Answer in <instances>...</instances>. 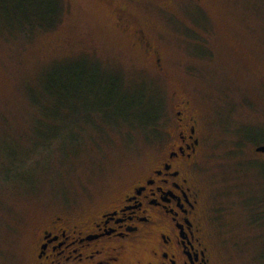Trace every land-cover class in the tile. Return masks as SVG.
Returning <instances> with one entry per match:
<instances>
[{"label":"rangeland","instance_id":"374dc122","mask_svg":"<svg viewBox=\"0 0 264 264\" xmlns=\"http://www.w3.org/2000/svg\"><path fill=\"white\" fill-rule=\"evenodd\" d=\"M63 64L85 68L79 97L59 98L68 118L39 126L37 98L52 97ZM119 81L158 105L149 125L127 109L84 105L83 95L109 100L103 89ZM186 112L212 260L264 264V152L255 150L264 144V0H0V264H34L41 226L104 207L155 165ZM69 117H80L79 133Z\"/></svg>","mask_w":264,"mask_h":264},{"label":"flooded vegetation","instance_id":"af4514ba","mask_svg":"<svg viewBox=\"0 0 264 264\" xmlns=\"http://www.w3.org/2000/svg\"><path fill=\"white\" fill-rule=\"evenodd\" d=\"M122 16V14H121ZM118 17V16H117ZM117 22L127 27L126 18ZM138 38L149 47L143 30ZM186 110L188 102L182 101ZM181 111H177L179 115ZM169 148L94 214L56 215L36 233L34 264H215L203 226L196 120L179 117Z\"/></svg>","mask_w":264,"mask_h":264},{"label":"trees","instance_id":"16d2710c","mask_svg":"<svg viewBox=\"0 0 264 264\" xmlns=\"http://www.w3.org/2000/svg\"><path fill=\"white\" fill-rule=\"evenodd\" d=\"M58 14H59V11H58ZM57 21H58V18H55V22H53L52 24H49V25H43L39 20L32 21L30 23H26L25 25L22 26L23 34L28 35L29 33H32L34 30H38V29L39 30L48 29V28L54 26ZM84 69H85L84 66L82 67L80 65V66H73L72 67L71 64H63V65H60L59 67L55 68L54 72L59 76V78L56 80L55 79L52 80L53 85H52L51 89L48 90V92L50 94H52V97L53 96L54 97L53 98L52 97H46L45 95L42 94V96L40 98H37L38 100L42 101V103H40L41 111L38 112V116H39V118L41 117L43 119H37V121L39 122V124H38L39 126H47L48 125L47 119H50V120L59 119L60 120L62 118H68L67 113L65 112V108H67V106L65 105V103H61L59 98L68 101V99H72V98L75 99V98L79 97V94H78L79 86H78V84L79 85L82 84L81 76L83 75ZM96 72L98 75L97 78L99 79V76L101 74L98 73L97 67H96ZM92 75H94V73H92ZM73 79H77L76 83H74L72 81ZM104 79L105 78H102V80H104ZM120 83L121 84L119 86L117 85L116 88H112V89L111 88H104L103 89V91H105L106 94H109L108 95L109 100H107V101H104L103 99H99V96H98V97L94 98L96 100V102H95L96 104H95V103H92L91 101L87 100L89 96H87L85 98V96L83 95V99H85V101L83 102L84 105H88L90 107L91 106L97 107V109H105V108H109V107L111 108L112 106H115L116 109H121V110L127 109V111H126L127 114L128 115L131 114V116L133 115V117H135L134 119H138L140 124H144L145 126L149 125L148 123L155 120V117L157 115L158 105L155 106L154 103H151V97L147 96L149 98V99H147V97H145L146 94H144L143 90L139 91L140 96L138 98H134V95H133V97L128 95V93H129L128 89H124L125 87L123 86L122 82H120ZM89 91H92V90H89ZM90 93H92V92H90ZM101 101H103L104 103H101ZM101 104H104V105H101ZM135 106H138V107L141 106V107L139 109H136V112L130 113L131 108H133ZM52 107H54V110H52L53 112L50 111V109ZM61 109H62V112L64 114L61 112ZM155 109H156V112H154ZM56 111H59V115L58 116L52 115ZM84 112H86V111H84ZM132 119H130V120H132ZM77 120H80V117L79 118L69 117V121L67 123L66 128L69 131L79 133V131H76L79 129H77L75 127V124L78 122ZM103 120H104V118H103ZM80 121L84 122V123L87 121H92V116L87 117V120H86V118H81ZM80 128H81V125H80ZM54 135H56V134H53L51 136L53 137ZM79 138L80 137L78 136L75 140L78 141ZM48 140H50V138Z\"/></svg>","mask_w":264,"mask_h":264},{"label":"water","instance_id":"95a60500","mask_svg":"<svg viewBox=\"0 0 264 264\" xmlns=\"http://www.w3.org/2000/svg\"><path fill=\"white\" fill-rule=\"evenodd\" d=\"M255 150L264 152V144H260L255 147Z\"/></svg>","mask_w":264,"mask_h":264}]
</instances>
